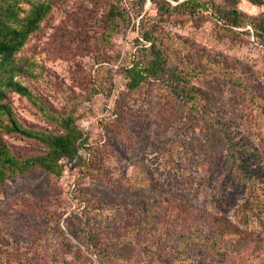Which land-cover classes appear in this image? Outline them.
<instances>
[{
    "label": "rangeland",
    "instance_id": "1",
    "mask_svg": "<svg viewBox=\"0 0 264 264\" xmlns=\"http://www.w3.org/2000/svg\"><path fill=\"white\" fill-rule=\"evenodd\" d=\"M49 1L17 53L33 97L6 88L5 102L37 131L71 116L84 143L59 174L0 184V264H264V4L240 0L256 25L235 27L213 6L229 0ZM147 34L196 102L169 75L128 87ZM8 122L0 146L20 167L46 152Z\"/></svg>",
    "mask_w": 264,
    "mask_h": 264
},
{
    "label": "trees",
    "instance_id": "2",
    "mask_svg": "<svg viewBox=\"0 0 264 264\" xmlns=\"http://www.w3.org/2000/svg\"><path fill=\"white\" fill-rule=\"evenodd\" d=\"M30 4L26 8L22 3ZM145 2V0H142ZM229 6L221 7L215 3L218 19L225 25L242 27L253 22V18L243 12L238 4L240 0H229ZM257 4H264V0H253ZM201 0H185L179 4L181 8L195 9L200 7ZM193 7V8H192ZM197 9V8H196ZM51 11L49 0H0V114L8 116V124L5 129L10 132H18L22 135L34 137L46 146V152L25 162L20 167L14 157L7 151L5 144L0 146V184L16 171H24L30 167H41L45 171L59 174L63 171L62 159L65 157H78L79 149L83 145V133L76 125L75 120L68 116L61 119L62 132H44L30 129L24 126L14 114L12 107L5 102L7 89L33 97L30 87L15 77L22 72V65L17 53L23 48L32 33L36 32L44 18ZM111 19L124 16L119 8H109ZM261 34L264 33V24L261 25ZM261 35L260 33H258ZM145 40L152 41L151 57L147 61L133 60L131 66L126 68V76L129 79L127 85L131 90L138 89L148 79H162L171 82L173 92L181 95L187 101H197V93L194 87L188 85L185 76L178 71H170L166 65V58L156 40L150 34L145 35ZM180 81L183 86L180 87ZM1 132V125H0Z\"/></svg>",
    "mask_w": 264,
    "mask_h": 264
}]
</instances>
